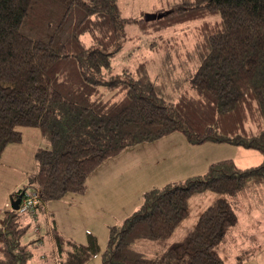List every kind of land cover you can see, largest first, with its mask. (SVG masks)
Segmentation results:
<instances>
[{"label": "trees", "instance_id": "trees-1", "mask_svg": "<svg viewBox=\"0 0 264 264\" xmlns=\"http://www.w3.org/2000/svg\"><path fill=\"white\" fill-rule=\"evenodd\" d=\"M162 12L164 28L202 21V61L176 100L145 63L137 73L113 70L126 25L150 24L123 17L117 0H0V161L23 141L22 128H39L51 145L37 149L38 170L11 200L31 187L41 201L36 215L68 193L84 194L108 158L175 132L194 146L228 143L264 158V0H184ZM253 184H264V160L242 168L224 159L203 175L148 189L142 207L110 228L102 264H227L220 245L239 222L233 199ZM204 192L216 198L163 254L132 247L168 239L188 217L190 197ZM23 214L11 207L0 216V264H31L37 240L23 239ZM54 238L59 253L72 247L60 264H85L101 252L92 235L87 244Z\"/></svg>", "mask_w": 264, "mask_h": 264}, {"label": "rangeland", "instance_id": "rangeland-1", "mask_svg": "<svg viewBox=\"0 0 264 264\" xmlns=\"http://www.w3.org/2000/svg\"><path fill=\"white\" fill-rule=\"evenodd\" d=\"M117 1L121 15L132 20L142 19L146 14L157 13L158 10L167 11L184 2V0ZM201 22L186 21L168 28H164L166 22L160 19L149 21L150 24L140 25L138 22L127 24L122 48L113 58V70L121 73L127 69L137 73L139 65L145 63L151 80L165 87L169 99H178L182 92L190 90L189 78L192 74L190 71L196 69L202 61L201 50L198 51L200 47H196L201 35L197 26ZM156 27L158 29H154ZM22 131L24 140L9 144L8 150L1 158L6 164L0 166V216L11 208L12 200L10 194L6 192L7 187L11 188L19 182L23 183L22 186L27 185L28 176L38 170L36 151L33 150L51 146L39 128L26 127L22 128ZM167 137L164 140L131 146L120 154L108 158L90 174L85 191L86 197L81 199V202L76 200L78 205L71 204L67 199L71 195H80L75 193H68L65 197L48 203V207L54 209L56 214L59 213L61 203L66 204L62 223L66 225L68 235L78 242L86 238L87 232L97 236L101 252L90 260L91 264H97L100 259L102 263L101 253L107 246L110 228L121 225V221L140 208L144 193L148 189L162 187L169 181L178 180L176 178L183 180L193 174L202 173L206 170V164L212 162L211 158L216 160L230 157L240 167L256 166L264 160L262 153L255 149L228 143L207 142L194 146V151L190 152L191 146L182 133L175 132ZM196 151H201L200 157L198 156L201 161L200 159L190 161L193 155L196 156ZM181 173L182 175L178 176ZM31 192L33 189L29 187L27 193ZM215 198L216 194L213 192L192 195L189 199L188 217L168 239L138 240L132 247L148 257L160 256L171 243L186 236L196 225L200 214ZM233 202L239 222L233 234H227L226 240L220 245L222 256L227 264H264V184L249 186L245 192L235 197ZM41 212L39 210V214ZM25 216L23 223L27 224L28 228L23 239L28 241L29 238H33L32 236L35 237L39 217L37 219L32 213H26ZM43 216L42 212L40 218ZM47 226L48 224L44 222L39 225L44 242L39 247H34L32 264L45 262L41 255L49 246ZM46 258L50 256L47 255Z\"/></svg>", "mask_w": 264, "mask_h": 264}, {"label": "crops", "instance_id": "crops-1", "mask_svg": "<svg viewBox=\"0 0 264 264\" xmlns=\"http://www.w3.org/2000/svg\"><path fill=\"white\" fill-rule=\"evenodd\" d=\"M42 133V132H41ZM23 134H24V132H23ZM166 138H168L167 136H166ZM165 139V137L164 138H162V139H160V140H164ZM186 139V138H185ZM24 140V139H23ZM187 140V139H186ZM159 141V140H158ZM188 142V141H187ZM189 143V142H188ZM189 145L191 146L190 148H189V151L190 152H193L194 151V149H193V147H194V145H191L190 143H189ZM9 147V146H8ZM8 147H7V149L5 150V152L3 153V154H5L6 153V151L8 150ZM39 148H42V147H39ZM39 148H35L33 151L35 152V151H37V149H39ZM158 148H160V146L158 145ZM179 153H182V151H179ZM196 156H194L193 155V157H191L190 158V161H193L194 159H198V161H199V159L200 158H198V156L201 154V151H196ZM200 157V156H199ZM201 158H204V157H202L201 156ZM212 159H214V160H212ZM224 159H233V158H230V157H228V158H220V159H216L215 160V158H211V161L212 162H208V164H206L207 166H206V170L204 171V172H202V173H199V174H193V175H203V174H205L207 171H208V169H209V167H210V165H212L214 162H217V161H220V160H224ZM200 161H201V159H200ZM5 162H3L2 160L0 161V166H5ZM242 168H247V167H242ZM196 171V170H195ZM202 171V170H201ZM180 175H182V173L181 174H179L178 176H180ZM193 175H191V176H193ZM189 177V176H188ZM187 177V178H188ZM176 179H178V180H175L174 182H179V181H182V179L181 178H176ZM186 179V178H185ZM185 179H183V180H185ZM87 182H88V180H87ZM172 181H169V182H167L166 184H168V183H171ZM166 184H164V185H166ZM23 185V183L22 182H19V184H14V186H12L11 188L9 187H7V189H6V192L8 193V194H10V199H11V193H13L14 191H16V189H20V187ZM26 185V184H25ZM24 185V186H25ZM163 185V186H164ZM88 186V185H87ZM23 187V186H22ZM21 187V188H22ZM65 197V196H64ZM86 197V193H84V194H80L79 196L78 195H71L70 197H67V199L68 200H70L71 201V204H73V205H78L75 201L77 200V201H79V202H81V199H83V198H85ZM143 201H144V199H143ZM212 203V202H211ZM210 203V204H211ZM142 204H143V202L141 203V206H140V208L142 207ZM48 203H46L44 206H43V208L41 209V211L43 212V214H44V216L43 217H41L40 218V215H41V213L39 214V210H38V212H37V214L36 215H34L35 217L37 216V219H38V217H39V219H38V221H37V227H36V229H35V237L34 236H32L33 238L32 239H30L29 238V240L27 241H25V242H30V241H32V240H37L36 242H35V244H32L33 245V249H34V247L35 246H38L39 247V245H41V244H43V236L42 235H40L41 234V227H39V225L40 224H42V222H44L45 224L47 223L48 224V226H47V228H46V236H48L49 237V240H48V248H47V251L46 252H44V253H42V255H41V257L44 259L45 258V262H39L40 264H48V262L50 263V264H60V260L62 259H65L66 257H67V255H68V251H71V246H69L68 244H66L64 247V249H63V251L61 252V253H59V250H58V247H57V245H56V242H55V238H54V234L55 233H58L59 235H61L64 239H66V240H71V241H74V242H77V243H80V244H87V242H88V239H89V236H94L92 233H89V232H87V236H86V238L82 241V242H78L75 238H73L71 235H68V233L66 232V225H64L63 223H62V221L64 220V217H63V212L65 211V209H66V204H63L62 205V203H61V208L59 209V213L58 214H56L55 212H54V209H51L50 207H48ZM93 208V206H91V209ZM139 208V209H140ZM49 209H51V210H49ZM139 209H137V210H139ZM136 210V211H137ZM135 212V211H134ZM133 212V213H134ZM132 213V214H133ZM131 214V215H132ZM131 215H129V216H131ZM129 216H127V218L129 217ZM126 219V218H125ZM124 219V220H125ZM123 220V221H124ZM123 221H119L120 223H123ZM85 229V228H84ZM88 231V230H87ZM233 231H234V228L232 229V231H231V233L233 234ZM97 237V236H96ZM51 240V241H50ZM106 248V247H105ZM47 255H49L50 256V258H46V256ZM97 256V255H96ZM96 256H94V257H92V258H95ZM92 258L90 259V260H92ZM49 259V260H48ZM100 259V258H99ZM90 260H88L85 264H91V261ZM42 261H44V260H42ZM52 262V263H51ZM30 263H31V261H30ZM101 263V259H100V261L98 260L97 261V264H100ZM32 264V263H31ZM37 264V263H36ZM102 264V263H101Z\"/></svg>", "mask_w": 264, "mask_h": 264}, {"label": "built area", "instance_id": "built-area-1", "mask_svg": "<svg viewBox=\"0 0 264 264\" xmlns=\"http://www.w3.org/2000/svg\"><path fill=\"white\" fill-rule=\"evenodd\" d=\"M41 205V201L38 197V194L35 192L27 193L20 204L18 211L20 213H35L36 208Z\"/></svg>", "mask_w": 264, "mask_h": 264}, {"label": "water", "instance_id": "water-1", "mask_svg": "<svg viewBox=\"0 0 264 264\" xmlns=\"http://www.w3.org/2000/svg\"><path fill=\"white\" fill-rule=\"evenodd\" d=\"M165 15V13H148L145 15V20L146 21H153V20H157V19H161L163 18ZM25 196V191L21 192L17 198L13 199L12 202H11V207L13 210H17L19 209L20 207V204L22 202V199L23 197Z\"/></svg>", "mask_w": 264, "mask_h": 264}]
</instances>
